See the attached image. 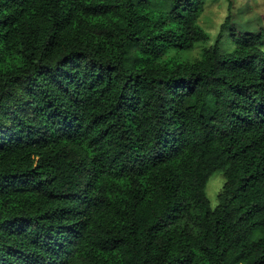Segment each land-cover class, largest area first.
<instances>
[{
	"label": "trees",
	"instance_id": "1",
	"mask_svg": "<svg viewBox=\"0 0 264 264\" xmlns=\"http://www.w3.org/2000/svg\"><path fill=\"white\" fill-rule=\"evenodd\" d=\"M208 1L0 0V264H264V32Z\"/></svg>",
	"mask_w": 264,
	"mask_h": 264
},
{
	"label": "rangeland",
	"instance_id": "2",
	"mask_svg": "<svg viewBox=\"0 0 264 264\" xmlns=\"http://www.w3.org/2000/svg\"><path fill=\"white\" fill-rule=\"evenodd\" d=\"M228 16H231L232 24L240 32L257 33L261 30L264 32V0H209L201 18V25L210 33L212 42L215 41L221 25ZM227 34L228 32L225 33L224 40L228 39ZM226 43L227 41L224 45ZM197 53L198 51L195 52ZM224 181L223 175L216 173L208 182L207 196L212 208L218 204V194Z\"/></svg>",
	"mask_w": 264,
	"mask_h": 264
}]
</instances>
